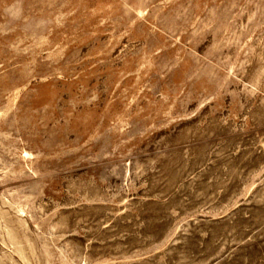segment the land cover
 I'll use <instances>...</instances> for the list:
<instances>
[{
  "label": "rangeland",
  "instance_id": "1",
  "mask_svg": "<svg viewBox=\"0 0 264 264\" xmlns=\"http://www.w3.org/2000/svg\"><path fill=\"white\" fill-rule=\"evenodd\" d=\"M0 264H264V0H0Z\"/></svg>",
  "mask_w": 264,
  "mask_h": 264
}]
</instances>
